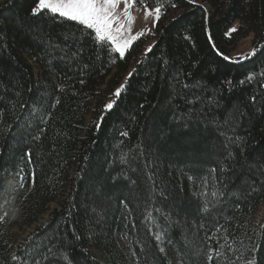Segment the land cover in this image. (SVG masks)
I'll return each mask as SVG.
<instances>
[{
  "label": "trees",
  "instance_id": "obj_1",
  "mask_svg": "<svg viewBox=\"0 0 264 264\" xmlns=\"http://www.w3.org/2000/svg\"><path fill=\"white\" fill-rule=\"evenodd\" d=\"M146 2L123 58L38 0L0 13V264H264V0Z\"/></svg>",
  "mask_w": 264,
  "mask_h": 264
},
{
  "label": "snow or ice",
  "instance_id": "obj_2",
  "mask_svg": "<svg viewBox=\"0 0 264 264\" xmlns=\"http://www.w3.org/2000/svg\"><path fill=\"white\" fill-rule=\"evenodd\" d=\"M140 4L145 7V19L152 15L154 11V26L155 21L160 19L161 8L163 5H158L155 9H148L146 0H139ZM190 3H195V0H189ZM123 3V9H120V5ZM136 4V0H38L35 7L31 9L32 15H37L43 10H47L52 15H58L59 17L66 18L70 21L78 22L80 25L88 30H92L94 33V40L103 45L109 44L111 50L119 53L123 58L125 55V49H127L133 40L142 35V32H138L132 35V25L136 17L132 14V9ZM14 5V0H9V4L0 9V13L5 11H11ZM171 7H177L174 2ZM230 31H235L231 29ZM252 54H255L253 50ZM227 58V57H226ZM121 90L117 89L114 93L119 97ZM106 109H112L113 103L105 105ZM126 135V133H125ZM19 187H24V177L18 176ZM15 191V187L11 188ZM213 197L217 196L216 192H212ZM207 210V209H205ZM6 215V213L4 214ZM4 219V216H0V221ZM254 250V248H253ZM212 252H216L215 249L209 250L208 259L211 260ZM219 256V253L216 252ZM13 260L18 257L13 256ZM38 264V262H37ZM246 264H254V260H246Z\"/></svg>",
  "mask_w": 264,
  "mask_h": 264
},
{
  "label": "rangeland",
  "instance_id": "obj_3",
  "mask_svg": "<svg viewBox=\"0 0 264 264\" xmlns=\"http://www.w3.org/2000/svg\"><path fill=\"white\" fill-rule=\"evenodd\" d=\"M123 7L124 5L122 3L120 5V9H123ZM148 9H155V8H148ZM130 11L136 17L132 25V35H135L138 32H142L143 34L132 41L130 46L127 49H125V54L129 51L132 45L140 39H142L144 42L145 51H148L154 44L153 36L155 33L156 24L158 22L155 21V26H154L155 13L153 11L152 15L149 16L147 19H145V7L143 5H138L137 3L132 9H130ZM237 27L238 24H235V26L232 29L236 30ZM231 32L233 31H230V33ZM253 41H254L253 34H249L248 36L241 38L239 42L235 45V47L232 49L231 55L234 58H240V59H244L251 56L253 50H255ZM56 205L57 204H52L50 208H55ZM263 218H264V206L259 208L257 215L255 216L256 223L259 224ZM33 229L34 226L29 228H22V229L15 228L10 231V236H12V238L14 239L15 244H17L23 238L28 236L33 231Z\"/></svg>",
  "mask_w": 264,
  "mask_h": 264
}]
</instances>
